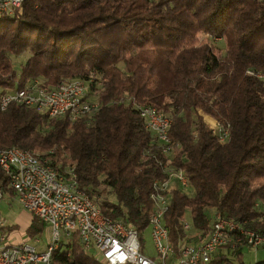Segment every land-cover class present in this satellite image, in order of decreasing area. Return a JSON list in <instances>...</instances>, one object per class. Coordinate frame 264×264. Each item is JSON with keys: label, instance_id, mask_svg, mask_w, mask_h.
Returning a JSON list of instances; mask_svg holds the SVG:
<instances>
[{"label": "trees", "instance_id": "16d2710c", "mask_svg": "<svg viewBox=\"0 0 264 264\" xmlns=\"http://www.w3.org/2000/svg\"><path fill=\"white\" fill-rule=\"evenodd\" d=\"M89 74L96 111L71 119L11 103L0 109V148L29 151L65 177L72 171L103 215L131 223L142 242L165 163L190 187L171 193L163 215L173 249L205 237L212 212L264 235V0H22L0 15V94L33 77L53 86ZM136 105L170 118L168 155ZM198 110L228 126L224 141ZM7 178L0 169V186L14 196ZM45 225L32 216L24 239ZM51 262L103 264L77 233Z\"/></svg>", "mask_w": 264, "mask_h": 264}, {"label": "built area", "instance_id": "2783aa9c", "mask_svg": "<svg viewBox=\"0 0 264 264\" xmlns=\"http://www.w3.org/2000/svg\"><path fill=\"white\" fill-rule=\"evenodd\" d=\"M22 0H0V15H12ZM88 79L66 78L53 86L38 77L29 79L22 87H13L0 94V109L11 103L35 107L50 117L68 114L71 119L96 111L98 103L89 101L98 89H92L93 75ZM264 77V75H259ZM145 127L152 133L161 152L169 154L168 126L170 118L152 106L136 105ZM220 141L228 136V126L216 120L212 130ZM164 179H154L150 199L152 210L148 227L154 256L143 251L136 228L129 222L113 220L101 212L98 204L76 181L70 171L65 177L46 160L15 146L0 148V169L7 174V184L17 202L29 214L45 222L49 241L39 248L25 239L15 241L0 219V264H52L51 253L62 239L77 233L81 247L103 264H230L215 260L217 250L224 246L236 248L243 244L257 248L264 246V235L246 229L235 220L214 214L210 231L198 240L181 242L177 250L168 240L163 215L170 195L178 187L189 190V182L180 168L162 164ZM0 186V200L4 197ZM188 228L187 222L183 223ZM31 241L38 242L34 237Z\"/></svg>", "mask_w": 264, "mask_h": 264}, {"label": "rangeland", "instance_id": "374dc122", "mask_svg": "<svg viewBox=\"0 0 264 264\" xmlns=\"http://www.w3.org/2000/svg\"><path fill=\"white\" fill-rule=\"evenodd\" d=\"M203 35V34H200ZM204 36V35H203ZM220 43H217V45ZM26 57V56H24ZM23 56L16 58V63L18 60L24 59ZM198 113L202 116L206 126L213 130L216 119L206 113H203L201 110H198ZM106 197L110 200H114L113 194H105ZM101 200L100 197H98ZM214 218V214H212V219ZM0 219L7 226V230L10 231L11 238L15 241L23 240V235L25 231V227L29 221L28 212L23 209V207L17 202L15 196H9L4 194V197L0 200ZM186 220L189 222L190 217L189 214L186 216ZM38 242L30 241L35 244L39 248H43L46 246L49 241V230L45 225L43 231L37 236ZM230 248V247H229ZM239 248V249H238ZM143 249L146 254L153 256L154 249L150 237L149 227L144 231L143 234ZM225 250V256L229 259L233 264H239V261L243 264H254L258 261L264 260V246H259L257 248L250 247L248 245H241L236 248H230L229 251ZM239 254L237 255V252Z\"/></svg>", "mask_w": 264, "mask_h": 264}, {"label": "crops", "instance_id": "0c3cea01", "mask_svg": "<svg viewBox=\"0 0 264 264\" xmlns=\"http://www.w3.org/2000/svg\"><path fill=\"white\" fill-rule=\"evenodd\" d=\"M176 189H179L178 187L176 188ZM213 214H214V212H212ZM29 222H30V220L28 221V223H27V225H26V227L28 226V224H29ZM25 227V228H26ZM24 238V237H23ZM224 248H226V250L227 251H229L230 250V248H229V246H224V247H221V248H219L218 250H217V254H221V255H223L225 258H226V252H225V250H224ZM239 249V248H238ZM143 251H144V249H143ZM145 252V251H144ZM148 255V254H147ZM150 256V255H149ZM154 256V255H153ZM228 259V258H227ZM230 262V261H229ZM230 264H231V262H230ZM233 264V263H232Z\"/></svg>", "mask_w": 264, "mask_h": 264}]
</instances>
